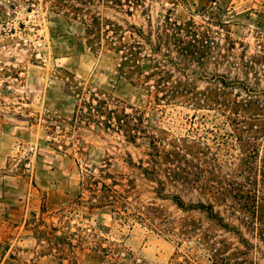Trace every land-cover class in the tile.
<instances>
[{
    "label": "rangeland",
    "instance_id": "374dc122",
    "mask_svg": "<svg viewBox=\"0 0 264 264\" xmlns=\"http://www.w3.org/2000/svg\"><path fill=\"white\" fill-rule=\"evenodd\" d=\"M145 1L130 22L160 36L157 59L190 81L189 102H155L121 77L110 45H88L57 0H0V264H264V0ZM182 142L190 190L163 195L185 210L142 172L165 178L174 167L150 145Z\"/></svg>",
    "mask_w": 264,
    "mask_h": 264
},
{
    "label": "trees",
    "instance_id": "16d2710c",
    "mask_svg": "<svg viewBox=\"0 0 264 264\" xmlns=\"http://www.w3.org/2000/svg\"><path fill=\"white\" fill-rule=\"evenodd\" d=\"M59 7L62 8L67 16L80 23L86 33L88 45H110V50L118 57L117 70L120 76L126 80L132 81L135 85H140L147 91L150 97H154L155 102H189L190 86L188 80L174 79L170 76V71L162 67L161 62L157 59L163 49L160 36L155 35L152 30L147 33L144 26L131 23L130 19L140 12L141 15L148 14L149 7L145 0H57ZM107 3L115 12L124 15L126 18H118L116 20L104 21V19L93 13L92 5L95 3ZM104 26H107L104 27ZM167 27L185 33L186 37H190L191 29L189 24L185 26L177 25L172 22L170 17L167 18ZM172 40L168 36V42ZM175 45L177 55L183 62L190 60L193 56V45L191 41L184 36L178 37ZM171 46V45H168ZM199 53V52H198ZM167 55L166 66L175 67V60ZM174 66V67H173ZM146 68L148 70L146 71ZM105 101L98 100V107L103 108ZM84 105L87 104L84 101ZM121 103H116L115 107L120 109ZM235 113V112H233ZM121 128H127L126 137L130 142H135L136 135L132 133L133 129L125 120L118 119ZM126 125V126H123ZM134 132V131H133ZM169 149L161 148V144L152 143L149 155L154 161L162 159L173 165L172 172L169 171L165 178H161L155 173L148 172V169L142 168L143 174L147 180L154 183V192L160 199H172L180 208H185V203L180 195H163L167 185L174 186L182 193H188L191 185V147L186 143H168ZM117 201H112L115 204ZM119 202V201H118ZM125 206L126 203H123ZM209 213L218 223L223 224V218L220 211L215 210L212 204L209 205ZM228 228V225H226ZM230 228V227H229ZM225 264H242L237 259L228 257Z\"/></svg>",
    "mask_w": 264,
    "mask_h": 264
}]
</instances>
